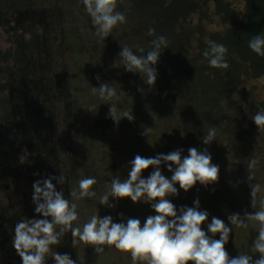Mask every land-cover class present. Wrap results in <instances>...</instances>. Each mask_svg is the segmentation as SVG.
I'll use <instances>...</instances> for the list:
<instances>
[{"label": "rangeland", "instance_id": "1", "mask_svg": "<svg viewBox=\"0 0 264 264\" xmlns=\"http://www.w3.org/2000/svg\"><path fill=\"white\" fill-rule=\"evenodd\" d=\"M230 2L236 8H244L243 0ZM16 3L21 8L33 5L36 11L43 10L44 22L37 18L32 22L21 11L17 20L18 13L13 9L0 8V50L9 52L8 61H12L10 53L15 52L17 36L23 34L29 38L32 32L44 30L46 24L48 29L52 28L48 32L54 39L53 49L49 51L51 70L46 71L45 76L51 82L50 103L56 109V128L43 145L34 146L23 138L14 140L12 152L2 161L0 264H22L13 246L17 222L25 218H43L35 212L32 201L36 180L63 174L66 177L63 185L56 180L52 182L57 191L63 192L65 199L73 200L70 192L78 191L80 179L96 178L97 183L91 189L96 192V197L74 201L79 214L74 226L82 227L92 215L101 218L110 215L116 223L137 218L143 226L148 216L156 215L151 204L110 197V203L115 207L109 208L101 205L99 198L110 191L114 177L119 176L122 180L128 177L130 161L136 155L154 158L160 153L182 149L183 157L192 147L198 151L207 148L212 163L219 166L218 181L207 187L197 182L187 192L179 189L177 184L179 194L167 199L176 205L178 212L182 206L193 207L194 201L199 199L200 210L209 214L202 229L207 232V225L215 216L233 229L225 245L229 256L250 253L258 232L251 226L248 229L231 226L227 217L233 213L243 216L245 212L260 210V199L264 196V130H258L251 119L257 111H264V77L244 75L238 89L222 101L223 110L221 108L218 119L213 117L212 110L199 111L193 89H182L175 73L179 63L168 68L160 67L159 62L154 65L157 79L153 86L145 84L143 74L125 70L119 57L123 47H130L137 55L146 56L150 51L131 29L134 17L128 12L129 0H117L116 10L126 16V23L115 26L103 39L95 34V26L85 12L82 0H16ZM199 16V12H194L186 24L196 27ZM201 23L204 37L225 26L215 13L213 3ZM194 33L183 40V46L191 55L196 52V36L200 32ZM141 48L143 53L139 51ZM101 83H110L116 90L111 100H102L98 92L93 93L92 88H98ZM111 105L116 108L115 117L121 119L118 123L109 116ZM125 112H131L134 120L126 119ZM144 127L152 128L147 137L142 135ZM210 128L216 129L215 140L205 145L202 137ZM8 139H12V135ZM252 162H255L251 169L253 183L261 186L256 209L251 207L247 179V166ZM153 170L151 167L144 170L142 176L147 178ZM161 172L171 178L172 172L166 164H161ZM214 238L219 239V234ZM52 247L55 252L69 254L76 264H133L129 253L114 246H101L104 251L99 254L92 245L83 242L72 246L71 232L65 234L59 245ZM258 257L259 253H256L253 258ZM46 264H55V261L49 256Z\"/></svg>", "mask_w": 264, "mask_h": 264}, {"label": "clouds", "instance_id": "2", "mask_svg": "<svg viewBox=\"0 0 264 264\" xmlns=\"http://www.w3.org/2000/svg\"><path fill=\"white\" fill-rule=\"evenodd\" d=\"M85 12L91 17L95 26V34L100 38H107L113 28L126 23V16L117 11V0H82ZM149 28L148 34H154ZM152 49L147 55H137L130 47H123L119 53L124 68L130 73H139L146 76L145 84L153 86L157 79V70L154 67L159 61L161 49L167 48V38L156 37L151 41ZM248 47L260 56H264V32L253 35ZM144 52V49H139ZM228 49L215 41L208 42V48L203 55L213 68L228 69L226 62ZM99 80V76L96 77ZM143 92V89H138ZM93 93H99L102 100H111L116 90L110 83H101L92 88ZM126 94V93H124ZM116 108L111 105L109 116L117 123L121 119L115 117ZM124 117L134 120L131 112H125ZM251 119L258 130H264V111H257ZM152 128L144 127L142 135L148 136ZM216 129L210 128L202 137L205 145L215 140ZM182 149L168 154H157L154 158L136 155L130 161L131 170L126 179L114 177L110 183V191L99 198V203L109 208L115 207L110 203V197L116 200L130 198L133 203L143 202L151 204L156 215H150L141 226L137 218H128L127 222L116 223L113 218L92 215L83 226H74L78 220L77 203L82 198L96 197L91 190L97 183L95 177H84L78 181V191L72 190L70 196L73 200L65 199L62 191H57L53 180L63 185L66 177L49 176L47 179L36 180L33 184L32 201L35 212L42 219H21L14 230L13 246L22 260V264H46L50 256L55 264H76L69 254H60L53 251L52 246L59 245L66 233L71 232L72 246L78 242L92 245L96 254L102 253L103 245L114 246L115 249L129 253L133 264L146 262V264H264V196L260 199V210L253 213L245 212L228 215L230 225L248 229H256L258 235L251 246L250 253L230 257L225 245L229 242L232 227L223 220L213 216L207 225V232L202 225L208 220V212L200 210L199 199L194 201L193 207L182 206L177 211L168 196H177L179 189L187 192L199 182L207 187L218 181L219 166L212 163V156L207 148L198 151L192 147L188 155L182 157ZM166 164L168 171L172 172L167 178L161 172V164ZM248 167V181L250 187L251 207L256 209L257 196L261 193V186L253 183L251 169ZM175 165V168H173ZM154 170L144 178L142 172L148 168ZM209 233L212 235L210 236ZM219 234V239L215 235ZM259 257L254 259V255Z\"/></svg>", "mask_w": 264, "mask_h": 264}, {"label": "trees", "instance_id": "3", "mask_svg": "<svg viewBox=\"0 0 264 264\" xmlns=\"http://www.w3.org/2000/svg\"><path fill=\"white\" fill-rule=\"evenodd\" d=\"M243 1L244 8L239 9L230 0H129L128 12L134 17L131 29L137 39L151 50L153 39L166 37L167 48L161 49L159 66L168 68L179 63L175 73L182 89H193L199 111L212 110L213 117L218 119L221 108L223 110L222 101L238 89L244 75L264 77V56L248 47L253 35L264 32V0ZM211 3L225 26L204 37L201 18L207 16ZM5 6L18 13L17 20L21 11L32 22L34 18L44 22V11H36L33 5L21 8L16 0H0V8ZM194 12L200 14L196 27L186 24ZM48 27L46 24L41 32H32L29 38L23 34L17 36L15 52L10 53L12 61H8L9 52L0 50V169L3 168L2 161L13 150L14 140L23 138L34 146L43 145L45 139L54 134L56 109L50 103L51 82L45 76L46 71L51 70L49 51L54 43L48 33L52 28ZM149 28L155 30L151 36ZM197 30L200 32L196 36L197 49L191 55L183 46V40ZM209 41L223 44L228 49V69L209 65L203 55ZM9 135H12L10 140Z\"/></svg>", "mask_w": 264, "mask_h": 264}]
</instances>
